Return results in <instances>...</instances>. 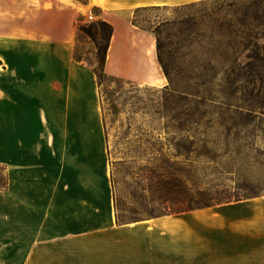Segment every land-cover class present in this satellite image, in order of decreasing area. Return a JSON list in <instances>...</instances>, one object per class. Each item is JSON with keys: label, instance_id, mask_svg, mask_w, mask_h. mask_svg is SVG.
I'll return each instance as SVG.
<instances>
[{"label": "crops", "instance_id": "obj_1", "mask_svg": "<svg viewBox=\"0 0 264 264\" xmlns=\"http://www.w3.org/2000/svg\"><path fill=\"white\" fill-rule=\"evenodd\" d=\"M199 1L0 0V264H264V194L117 222L95 55L74 58L92 14L106 76L164 88L133 12Z\"/></svg>", "mask_w": 264, "mask_h": 264}, {"label": "rangeland", "instance_id": "obj_2", "mask_svg": "<svg viewBox=\"0 0 264 264\" xmlns=\"http://www.w3.org/2000/svg\"><path fill=\"white\" fill-rule=\"evenodd\" d=\"M252 2L264 7V0H202L187 8L159 7L133 12L132 21L159 35L163 59L173 62L169 67L171 88L178 94L170 95L164 88L136 86L107 76L99 84L113 201L120 221L140 220L160 211V204L147 191V177L166 158L172 169L187 172L189 187L207 185L214 196L225 193L230 200L264 194V66L255 59L264 57L255 46V43L264 44V37L261 40L249 37L243 27L230 34L213 22L224 17L236 20L238 6ZM188 16L198 23V26L188 23L186 35L190 41L183 36L184 27L180 24ZM210 36L211 45L196 44L197 40ZM89 53L95 55L94 69L97 66L94 43L77 33L75 54L89 58L86 55ZM88 62L91 63L89 59ZM231 62L240 70L230 77H236L230 84L224 82L223 69ZM249 63L254 67L250 68ZM196 92L211 99L213 107L223 102L255 110L247 118L250 125L239 131L216 133L212 130L206 134L192 131L183 134L167 128L176 118L197 117L193 114L196 99L188 98L175 105L180 94ZM235 121L240 120H225L228 125ZM199 140L216 143L211 145L209 163L204 159L199 164L203 158L198 159V154L177 152L174 148L176 142ZM222 153L223 159L219 157ZM199 168L205 169L204 174H197ZM0 178H3L2 171Z\"/></svg>", "mask_w": 264, "mask_h": 264}, {"label": "trees", "instance_id": "obj_3", "mask_svg": "<svg viewBox=\"0 0 264 264\" xmlns=\"http://www.w3.org/2000/svg\"><path fill=\"white\" fill-rule=\"evenodd\" d=\"M83 4H86L89 0H76ZM216 1V0H213ZM225 1V0H219ZM195 4V3H193ZM191 4L180 6L182 8H187ZM148 9H159V7H150V8H140L136 9L135 12L145 11ZM237 15L239 18L236 20L226 19L225 17L218 20H213L215 23H219L221 27H223L224 31L227 33H235V31H239L237 28H242L246 31V35L249 37H253L255 39L261 40L264 37V7L261 6L260 3L252 2L251 4H240L237 9ZM251 22L257 25H252ZM132 23L146 31L153 33L156 38V52L158 62L161 66V69L168 80V85L164 87V90L170 95L178 94L177 91L171 88V78H170V69L169 67L173 62L165 61L163 59L162 54V44L159 40V35L156 31H151L150 29H144L138 25L136 20H133ZM191 23L192 26H198L196 21H193L191 17H186V19L182 20L180 24L184 27L183 36H185L186 41H190L188 35H186L187 29L190 28ZM200 24V23H199ZM78 33L83 34L87 38L91 39L94 43L96 52H97V66L93 69L98 84H100L103 79L106 78V74L104 72V65L106 61V52L109 46V42L112 35V27L106 23L105 21L98 20L96 22H92L89 24H83L78 26ZM197 40L196 44H209L212 43V37H203ZM255 46L258 51L264 53V44L261 46L258 43H255ZM74 58L77 61H80L82 57H79L74 52ZM256 61L261 62L264 66V57L260 58L255 57ZM250 68L254 67L253 64H248ZM256 68V67H255ZM206 69V68H205ZM225 73V83H233L235 78L230 79L231 76H235V72L240 69H236L235 62H231L228 67L223 69ZM242 69L241 71H243ZM252 70V69H251ZM238 76V75H237ZM181 96L175 99V105L179 103L181 100H186L188 98L196 99L198 102L194 108L193 114L197 115L195 119L190 118H176L174 119V123H171L167 128H171L174 132L178 133H189V132H197L199 134H206L212 130L216 133H225L230 130H240L246 128L250 125V120H247L251 114L255 112L252 109H245L241 106L230 105L228 103H220L219 105L212 106V100L204 97L203 94L200 93H182ZM187 106V104L185 105ZM264 114V113H262ZM215 117V119H214ZM227 119H237L240 120L232 122V124L228 125L225 120ZM166 128V126H164ZM230 127V128H229ZM216 143H211L206 140L199 141H190V142H176L174 143V148L177 152H193L198 154L199 164H203V161L209 163L212 160L210 156L211 153V145ZM222 144H225L223 141ZM210 146V147H209ZM221 159L225 157V154L219 156ZM205 159V160H204ZM203 168H199L197 170V174H204ZM3 173V178H0V190L5 189L6 180L3 172V168L0 166V172ZM206 174V172H205ZM149 184L148 189L151 193V197L154 202H158L161 206L160 211L156 213L154 216H163V215H172V214H181L187 213L198 209H205L216 205L226 204L233 201H240L243 199L230 200L229 197L225 193H216L215 196L211 193L212 188L205 185L204 187H200V185H195L193 187H189L187 184L188 175L187 172L183 169L174 170L171 168L169 164V158L163 159L161 165L154 166L147 177ZM222 188H224L222 186ZM247 199V198H245ZM153 216V215H151ZM118 223H128L122 222L116 217Z\"/></svg>", "mask_w": 264, "mask_h": 264}, {"label": "built area", "instance_id": "obj_4", "mask_svg": "<svg viewBox=\"0 0 264 264\" xmlns=\"http://www.w3.org/2000/svg\"><path fill=\"white\" fill-rule=\"evenodd\" d=\"M95 19H94V16L92 15V14H89L88 16H87V21L88 22H93Z\"/></svg>", "mask_w": 264, "mask_h": 264}]
</instances>
